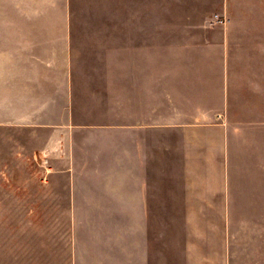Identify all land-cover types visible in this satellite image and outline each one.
Instances as JSON below:
<instances>
[{"label":"crops","instance_id":"0c3cea01","mask_svg":"<svg viewBox=\"0 0 264 264\" xmlns=\"http://www.w3.org/2000/svg\"><path fill=\"white\" fill-rule=\"evenodd\" d=\"M230 5L0 0V111L45 130L70 206L123 208L124 264H264V119L211 22Z\"/></svg>","mask_w":264,"mask_h":264},{"label":"rangeland","instance_id":"374dc122","mask_svg":"<svg viewBox=\"0 0 264 264\" xmlns=\"http://www.w3.org/2000/svg\"><path fill=\"white\" fill-rule=\"evenodd\" d=\"M228 11L234 67L261 107L238 113L264 119V0H231ZM27 113L0 111V264H124L123 208L70 206V176L50 171L62 163L42 151L44 129L17 121Z\"/></svg>","mask_w":264,"mask_h":264},{"label":"built area","instance_id":"2783aa9c","mask_svg":"<svg viewBox=\"0 0 264 264\" xmlns=\"http://www.w3.org/2000/svg\"><path fill=\"white\" fill-rule=\"evenodd\" d=\"M213 22L224 24L226 22V19L223 16L215 15Z\"/></svg>","mask_w":264,"mask_h":264}]
</instances>
